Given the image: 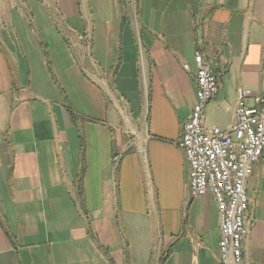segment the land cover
<instances>
[{"label": "crops", "instance_id": "obj_1", "mask_svg": "<svg viewBox=\"0 0 264 264\" xmlns=\"http://www.w3.org/2000/svg\"><path fill=\"white\" fill-rule=\"evenodd\" d=\"M197 50L225 130L264 92V0H0V264H219L177 145ZM246 193L238 264H264V159Z\"/></svg>", "mask_w": 264, "mask_h": 264}, {"label": "built area", "instance_id": "obj_2", "mask_svg": "<svg viewBox=\"0 0 264 264\" xmlns=\"http://www.w3.org/2000/svg\"><path fill=\"white\" fill-rule=\"evenodd\" d=\"M193 61L195 103L182 125L177 145L189 166L191 198L209 193L216 201L220 231L218 263L238 264L248 231L246 186L254 165L264 159V92L255 105L247 106L245 99L250 91L238 88L230 127H209L205 122L206 107L219 90V77L201 51H195ZM183 69L189 70L190 65L184 63Z\"/></svg>", "mask_w": 264, "mask_h": 264}]
</instances>
